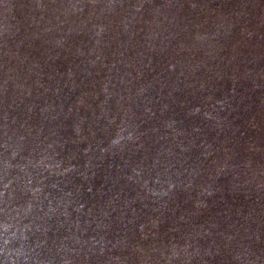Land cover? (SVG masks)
<instances>
[{"label": "rangeland", "instance_id": "1", "mask_svg": "<svg viewBox=\"0 0 264 264\" xmlns=\"http://www.w3.org/2000/svg\"><path fill=\"white\" fill-rule=\"evenodd\" d=\"M0 264H264V0H0Z\"/></svg>", "mask_w": 264, "mask_h": 264}]
</instances>
